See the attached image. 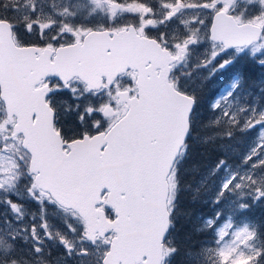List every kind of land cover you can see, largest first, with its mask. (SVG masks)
Returning <instances> with one entry per match:
<instances>
[{
	"label": "snow or ice",
	"instance_id": "6c2138e0",
	"mask_svg": "<svg viewBox=\"0 0 264 264\" xmlns=\"http://www.w3.org/2000/svg\"><path fill=\"white\" fill-rule=\"evenodd\" d=\"M255 206L264 0H0V264H264Z\"/></svg>",
	"mask_w": 264,
	"mask_h": 264
},
{
	"label": "trees",
	"instance_id": "16d2710c",
	"mask_svg": "<svg viewBox=\"0 0 264 264\" xmlns=\"http://www.w3.org/2000/svg\"><path fill=\"white\" fill-rule=\"evenodd\" d=\"M246 65L242 63L239 65V71H244ZM259 75V71L256 72ZM214 92L213 87L210 85L207 89V95H211ZM224 153L222 142L218 141L215 146L203 147L196 146L193 152L194 160L199 163V165L204 167H209L213 165L217 157ZM231 159L230 161H232ZM197 179L199 177L197 176ZM195 181H193V184ZM192 192H186L183 195L181 207L185 215L181 217L177 224V239L178 242H183L187 236H191V243L196 244L204 237L200 235L197 231L200 225V216H209L213 214L214 207L209 203L206 196H202L199 199H192ZM250 220L252 222H264V207L255 206L250 210Z\"/></svg>",
	"mask_w": 264,
	"mask_h": 264
},
{
	"label": "rangeland",
	"instance_id": "374dc122",
	"mask_svg": "<svg viewBox=\"0 0 264 264\" xmlns=\"http://www.w3.org/2000/svg\"><path fill=\"white\" fill-rule=\"evenodd\" d=\"M233 71H239V65L233 69ZM260 74V73H259ZM227 80V76H224V77H221L219 78L216 82L210 84V87L212 88L213 87V90L216 91V89L219 87L220 83L223 82V81H226ZM244 146V140L241 139L239 140V147L236 146V144H233V148L235 149L234 152H230L229 148L224 146L223 145V150H224V153L227 154L229 156V160L233 159V156L238 153L240 151V148H242ZM231 162V161H230ZM195 186H196V183L193 184V188L195 189ZM202 196H206L207 197V194L206 193H201V197ZM208 201V199L206 200ZM214 211V210H213ZM225 211L227 213L228 209L227 207H225ZM212 215V214H211ZM209 215V216H211ZM209 216H200L199 217V220H200V224L202 223L203 221V218L205 217H209ZM243 221H250L252 222V220H250V211L248 213L247 216H240V215H237L236 216V222L237 223H241Z\"/></svg>",
	"mask_w": 264,
	"mask_h": 264
},
{
	"label": "flooded vegetation",
	"instance_id": "af4514ba",
	"mask_svg": "<svg viewBox=\"0 0 264 264\" xmlns=\"http://www.w3.org/2000/svg\"><path fill=\"white\" fill-rule=\"evenodd\" d=\"M68 122L70 123L71 121L69 120Z\"/></svg>",
	"mask_w": 264,
	"mask_h": 264
}]
</instances>
